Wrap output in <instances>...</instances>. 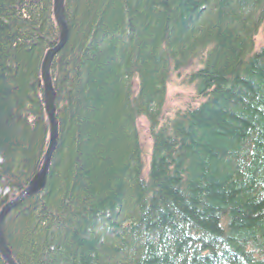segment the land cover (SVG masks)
Listing matches in <instances>:
<instances>
[{
    "label": "trees",
    "instance_id": "obj_1",
    "mask_svg": "<svg viewBox=\"0 0 264 264\" xmlns=\"http://www.w3.org/2000/svg\"><path fill=\"white\" fill-rule=\"evenodd\" d=\"M52 2L0 0V210L49 144ZM64 17L45 184L1 221L14 263L264 264V0H64ZM187 69L198 101L162 121Z\"/></svg>",
    "mask_w": 264,
    "mask_h": 264
},
{
    "label": "water",
    "instance_id": "obj_2",
    "mask_svg": "<svg viewBox=\"0 0 264 264\" xmlns=\"http://www.w3.org/2000/svg\"><path fill=\"white\" fill-rule=\"evenodd\" d=\"M63 4L64 0H53V17L56 22V25L59 30V42L53 48L46 52L42 64H41V81L43 87V95H44V108L45 114L49 123V144L44 157V161L40 171L30 180L27 187L15 198L12 202H8L5 204L0 210V256L6 264H15L11 253L8 250L2 231H1V221L6 216V214L10 211L12 207H14L24 196H30L36 194L41 191L45 184V179L48 171V167L50 164V160L52 158V154L56 147V142L58 138V124L55 118V92L52 88L49 68L53 57L62 49L67 40V28L64 20L63 14Z\"/></svg>",
    "mask_w": 264,
    "mask_h": 264
},
{
    "label": "rangeland",
    "instance_id": "obj_3",
    "mask_svg": "<svg viewBox=\"0 0 264 264\" xmlns=\"http://www.w3.org/2000/svg\"><path fill=\"white\" fill-rule=\"evenodd\" d=\"M63 11H64V4H63ZM263 43H264V27L263 28L261 27L256 33V36L254 38L255 48L258 49ZM191 70L192 69H187L186 71L181 72L179 75L174 74L171 77L170 82L168 83L166 89L165 103L162 109V121H167L169 119H172L176 113H180L183 109L194 105L195 102L198 101L196 98H194L195 96L192 93V88L186 85L185 83V74L189 73ZM137 132H138L139 142L141 144L140 146L143 148L144 166L146 170L147 169L146 160L149 157L151 143H150V128L148 122L145 119L139 118L137 120ZM7 192L8 190H4L3 192L0 191V194L4 195ZM12 200L10 201L12 202Z\"/></svg>",
    "mask_w": 264,
    "mask_h": 264
},
{
    "label": "bare ground",
    "instance_id": "obj_4",
    "mask_svg": "<svg viewBox=\"0 0 264 264\" xmlns=\"http://www.w3.org/2000/svg\"><path fill=\"white\" fill-rule=\"evenodd\" d=\"M45 109V108H44ZM46 115V114H45ZM48 127H49V123H48Z\"/></svg>",
    "mask_w": 264,
    "mask_h": 264
}]
</instances>
